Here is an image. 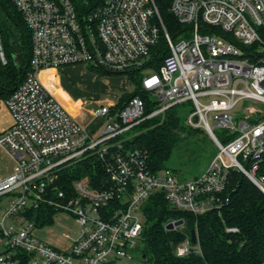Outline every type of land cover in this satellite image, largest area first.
<instances>
[{"label": "built area", "instance_id": "1", "mask_svg": "<svg viewBox=\"0 0 264 264\" xmlns=\"http://www.w3.org/2000/svg\"><path fill=\"white\" fill-rule=\"evenodd\" d=\"M8 1L30 31L32 50L25 80L5 100L14 124L0 132V146L15 160L0 181V264H129L142 243V208L151 195L161 193L172 208L195 216L219 210L229 202L233 169L264 193V0H171L170 12L186 27L175 36L155 0ZM180 34L187 39L175 42ZM161 42L168 55L158 71L140 78L155 107L147 113L134 96L96 108L98 137L38 78L42 70L84 64L128 76L148 67ZM0 58L6 62L2 50ZM186 102L194 106L187 123L205 130L218 152L200 175L181 183L171 169L152 171L141 152L125 151L122 142L143 121ZM214 129L231 133L221 140ZM91 158L104 170L100 185L85 176L60 188L64 169ZM42 206L77 223V233L65 235L67 249L35 235L28 214ZM191 250L189 236L176 254Z\"/></svg>", "mask_w": 264, "mask_h": 264}, {"label": "trees", "instance_id": "2", "mask_svg": "<svg viewBox=\"0 0 264 264\" xmlns=\"http://www.w3.org/2000/svg\"><path fill=\"white\" fill-rule=\"evenodd\" d=\"M155 2L168 32L175 36L186 28L170 12L171 0ZM0 38L6 59L3 63L0 58V100H6L25 80L32 50L30 31L21 13L8 0H0ZM16 45L25 59L23 63L14 61L13 47ZM167 55L168 51L161 42L146 64L158 71ZM128 76L133 92L121 95L119 106L139 96L146 103L147 113L150 112L155 103L142 90L139 70L134 69ZM176 107L143 121L128 132L122 142L125 151L141 152L152 171L171 169L168 163L181 142L205 134L202 128L187 125ZM103 172L100 162L94 158L80 161L63 170L58 185L69 190L72 181L85 176L94 186L100 185L105 179ZM226 195L229 202L224 207L199 216L175 210L161 193L151 195L142 208L146 217L142 258L146 256L147 264H264V193L242 172L233 169ZM53 214L54 209L42 206L28 215L37 222L42 216L44 224H51ZM180 219L185 221L183 227L166 230L167 223ZM230 228L236 231H228ZM192 230L197 232V242L192 243L188 255L179 257L176 248L191 237Z\"/></svg>", "mask_w": 264, "mask_h": 264}, {"label": "rangeland", "instance_id": "3", "mask_svg": "<svg viewBox=\"0 0 264 264\" xmlns=\"http://www.w3.org/2000/svg\"><path fill=\"white\" fill-rule=\"evenodd\" d=\"M179 39H187V36L180 34L176 38L174 37L175 42ZM1 50L3 48L0 38ZM67 67L72 69L64 71L63 75L59 78H52V81L63 90V98L67 104L74 106L82 116H89L96 108L103 105L115 106L118 103V96L120 98L124 93L133 92L131 79L125 74L111 73L94 64ZM152 70V66L145 67L140 72V75L142 76ZM152 100L154 101V97H152ZM176 108L182 112L185 121H188L190 115L194 112V106L189 102L179 104ZM240 109L237 108L235 113H240ZM209 120L210 124L214 127L215 123L211 116ZM194 121L196 122L197 119H194ZM214 131L221 140H223L224 136L231 133L224 129H214ZM96 137H98V133H96ZM217 152V146L205 131V134L189 137L182 141L169 161L168 167L176 170L175 173L181 183L188 182L205 170ZM43 220L44 217L42 216L38 222L34 220L36 223L35 235L40 240L57 248L67 249L69 247V240L65 238V235H75L79 229L74 218L68 214L55 213L52 215L51 224H44ZM142 252L143 245L140 240L138 246L131 251L133 259L129 264H147L142 258ZM114 264L128 263L122 260H114Z\"/></svg>", "mask_w": 264, "mask_h": 264}, {"label": "crops", "instance_id": "4", "mask_svg": "<svg viewBox=\"0 0 264 264\" xmlns=\"http://www.w3.org/2000/svg\"><path fill=\"white\" fill-rule=\"evenodd\" d=\"M69 67L62 69H46L42 70L38 74L39 80L42 84L59 100V102L68 110L71 116L83 127L92 133H97L102 120L95 118L93 112L89 116H82L75 109L74 106L67 104L66 100L63 98V90L60 86H56L52 81V78H59L63 75V72ZM119 99V96L117 97ZM14 124V119L6 106L5 99L0 100V132L7 131ZM15 167V160L13 157L0 146V181L10 176ZM54 246V245H53ZM56 247V246H55ZM60 249V248H59ZM63 250V249H62Z\"/></svg>", "mask_w": 264, "mask_h": 264}, {"label": "water", "instance_id": "5", "mask_svg": "<svg viewBox=\"0 0 264 264\" xmlns=\"http://www.w3.org/2000/svg\"><path fill=\"white\" fill-rule=\"evenodd\" d=\"M13 51H14V61L15 63H20V62H24L25 59L21 53V49L18 45L14 46L13 47ZM185 224V221L183 219H180V220H177L175 222H172V223H169L166 225V230H169V231H173V230H176L180 227H183ZM191 241L192 243H196L197 242V232L196 230H192L191 231ZM146 256L144 255L143 259H145Z\"/></svg>", "mask_w": 264, "mask_h": 264}]
</instances>
